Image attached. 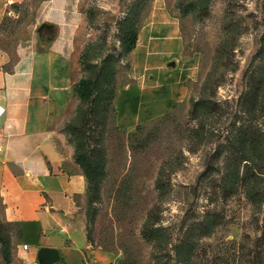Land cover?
Returning <instances> with one entry per match:
<instances>
[{
	"label": "rangeland",
	"instance_id": "rangeland-1",
	"mask_svg": "<svg viewBox=\"0 0 264 264\" xmlns=\"http://www.w3.org/2000/svg\"><path fill=\"white\" fill-rule=\"evenodd\" d=\"M53 3L73 8L76 26L74 93L62 131L83 172L78 156L101 163L83 208L88 237L96 248L120 255L122 264H167V232L174 255L172 247L209 206L211 176L203 173L210 164L220 170L215 177L222 175L225 153L215 158L217 149L244 122L264 132V100L257 113L240 106L264 67V0H6L0 1V43L15 51L22 41L39 40ZM157 9L169 12L181 30L183 56L171 62L189 78L188 98L160 117L121 128L123 99L137 86L125 31L129 25L139 37ZM107 68L112 77L98 82L100 100L91 101L96 90L81 99L80 82H94ZM220 203L211 207L222 210L224 222L205 243L253 234L252 206L244 197Z\"/></svg>",
	"mask_w": 264,
	"mask_h": 264
},
{
	"label": "crops",
	"instance_id": "crops-1",
	"mask_svg": "<svg viewBox=\"0 0 264 264\" xmlns=\"http://www.w3.org/2000/svg\"><path fill=\"white\" fill-rule=\"evenodd\" d=\"M48 17L39 40L22 41L15 51L0 43V221L11 237V262L0 250V264H40L43 248L59 253L55 264H122L120 255L96 248L88 237V182L62 131L74 93V10L53 3ZM183 47L171 14L157 9L131 53L137 86L123 99L121 128L160 117L188 98L189 78L179 63L168 66Z\"/></svg>",
	"mask_w": 264,
	"mask_h": 264
},
{
	"label": "trees",
	"instance_id": "trees-1",
	"mask_svg": "<svg viewBox=\"0 0 264 264\" xmlns=\"http://www.w3.org/2000/svg\"><path fill=\"white\" fill-rule=\"evenodd\" d=\"M125 35L129 40L128 51L135 48L138 40V32L129 25ZM126 29V27H125ZM99 77L94 82L81 81L77 87L79 96L86 101L92 98L96 90L97 96L91 101L100 100L102 92L98 82L101 83L107 77H112L111 69L99 71ZM104 73L105 77L102 75ZM109 74V75H108ZM108 75V76H107ZM98 85V86H97ZM264 100V67L260 68L256 77L251 81V88L246 93L242 108L251 113H257L261 109L260 101ZM264 105L262 106V108ZM264 109V108H263ZM71 130L74 128L71 127ZM84 141V139H83ZM81 148L86 142H81ZM225 153L224 165L221 176L215 177V172L220 170L209 164L203 176L210 174L212 194L208 198L209 206L201 217L194 220L172 247L174 255L168 249L171 240L167 232V264H171L175 257L176 264H264V132L257 123L244 122L237 130L229 144L221 145L214 155L219 158ZM88 185L90 177L96 176L101 167L90 165L85 155L78 156ZM99 162V161H96ZM89 165V166H88ZM213 176V177H212ZM241 196L252 206L251 225L253 234L246 233L240 241L235 239L222 241L218 244L205 243L204 239L210 238L222 226L224 214L214 202L223 204L228 200ZM219 205V204H218ZM147 237L152 238L154 231L147 232ZM0 250L6 263L11 262V237L10 227L0 221Z\"/></svg>",
	"mask_w": 264,
	"mask_h": 264
},
{
	"label": "water",
	"instance_id": "water-1",
	"mask_svg": "<svg viewBox=\"0 0 264 264\" xmlns=\"http://www.w3.org/2000/svg\"><path fill=\"white\" fill-rule=\"evenodd\" d=\"M169 67H175L176 62H170ZM40 264H55L59 260V253L52 249H41L38 254Z\"/></svg>",
	"mask_w": 264,
	"mask_h": 264
},
{
	"label": "built area",
	"instance_id": "built-area-1",
	"mask_svg": "<svg viewBox=\"0 0 264 264\" xmlns=\"http://www.w3.org/2000/svg\"><path fill=\"white\" fill-rule=\"evenodd\" d=\"M3 143L1 142V139H0V152H2L3 151V145H2ZM25 248H27V246H25Z\"/></svg>",
	"mask_w": 264,
	"mask_h": 264
}]
</instances>
